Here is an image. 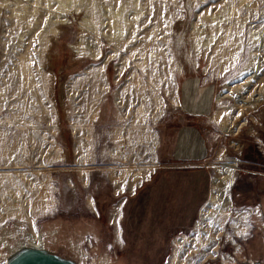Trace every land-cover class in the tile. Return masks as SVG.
Returning <instances> with one entry per match:
<instances>
[{
    "label": "rangeland",
    "instance_id": "obj_1",
    "mask_svg": "<svg viewBox=\"0 0 264 264\" xmlns=\"http://www.w3.org/2000/svg\"><path fill=\"white\" fill-rule=\"evenodd\" d=\"M192 73L215 85L211 125L227 137L207 160L205 201L167 253L114 255L105 243L108 264H231L261 245L255 207L232 203L231 189L244 159L264 162L255 144L232 142L241 126L264 135V0H0V259L20 235L33 244L70 228L108 235L110 206L91 212V195L134 186L136 170L153 168ZM222 168L230 203L218 207ZM89 239L86 264L99 253Z\"/></svg>",
    "mask_w": 264,
    "mask_h": 264
},
{
    "label": "crops",
    "instance_id": "obj_2",
    "mask_svg": "<svg viewBox=\"0 0 264 264\" xmlns=\"http://www.w3.org/2000/svg\"><path fill=\"white\" fill-rule=\"evenodd\" d=\"M176 100L173 105L174 113L169 115L161 129L157 161H153L150 172L134 186H129L128 183L124 186L105 183L107 187L96 198L91 193L86 195V201L88 196L93 197L94 202L88 201L92 207L95 204V210H90L91 212L98 213L105 210L104 206H110L107 213L112 230H108L110 233L107 235L106 232L90 233L68 229L67 237L78 241L85 256V264L87 253L84 244L88 237L93 240L95 250L102 254L105 252V243H110L114 255L116 251L127 255L159 256L167 253L172 233L189 225L195 219L200 203L205 201L210 177L207 160L227 140L224 131L211 125L210 118L215 112V85L210 79L198 77L194 73L186 75L180 80ZM241 127L238 132L233 133L236 136L232 142L238 147L240 143L243 148L253 143L259 151L264 152V135L258 133L257 129V133H249L253 126L245 127L246 132L239 133ZM253 158L244 159L250 164L249 167L245 165L244 168H238L231 189V201L255 207L256 220L262 230V242L259 246H262L264 162L256 159L255 155ZM140 182L142 183L139 184ZM125 188L130 190L123 194ZM123 204H127L125 212H122ZM234 213L236 228L243 233L242 230L246 229L244 214ZM105 259L109 263L112 258ZM94 262L95 257L92 264Z\"/></svg>",
    "mask_w": 264,
    "mask_h": 264
},
{
    "label": "water",
    "instance_id": "obj_3",
    "mask_svg": "<svg viewBox=\"0 0 264 264\" xmlns=\"http://www.w3.org/2000/svg\"><path fill=\"white\" fill-rule=\"evenodd\" d=\"M3 248L0 264H85L80 244L68 237L42 238L41 248H38L20 235ZM103 254L95 255L94 264H108ZM230 259L231 264H264V245L253 251L247 250L242 256L232 254Z\"/></svg>",
    "mask_w": 264,
    "mask_h": 264
},
{
    "label": "bare ground",
    "instance_id": "obj_4",
    "mask_svg": "<svg viewBox=\"0 0 264 264\" xmlns=\"http://www.w3.org/2000/svg\"><path fill=\"white\" fill-rule=\"evenodd\" d=\"M131 148V147H130ZM132 150V148H131ZM129 170V169H127ZM150 168H139L136 170L139 173V176L136 175V178H144L147 173L149 172ZM218 174L214 180V185H213V191H212V197L213 201H211L212 204H216L218 207L226 206V204L230 203V198L227 194V187L230 183V172L227 170L219 169ZM119 206V205H118ZM210 207V204L208 205ZM118 208V207H117ZM116 209V208H115ZM120 209V208H119ZM116 215V213L114 214ZM119 215V213H118ZM209 213L206 210H203L200 215V219L198 221V225H201L202 223L206 222L209 219ZM121 217V215H120ZM117 216V218H120ZM116 219V218H115ZM114 219V220H115ZM117 224V223H116ZM42 242L39 240L37 244H34L36 247L41 248Z\"/></svg>",
    "mask_w": 264,
    "mask_h": 264
}]
</instances>
